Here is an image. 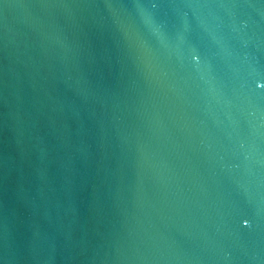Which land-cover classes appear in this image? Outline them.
I'll use <instances>...</instances> for the list:
<instances>
[{
    "label": "water",
    "instance_id": "obj_1",
    "mask_svg": "<svg viewBox=\"0 0 264 264\" xmlns=\"http://www.w3.org/2000/svg\"><path fill=\"white\" fill-rule=\"evenodd\" d=\"M0 264H264V0H0Z\"/></svg>",
    "mask_w": 264,
    "mask_h": 264
}]
</instances>
